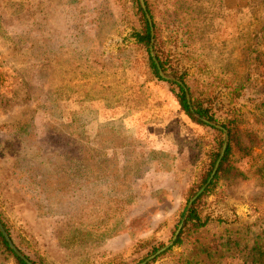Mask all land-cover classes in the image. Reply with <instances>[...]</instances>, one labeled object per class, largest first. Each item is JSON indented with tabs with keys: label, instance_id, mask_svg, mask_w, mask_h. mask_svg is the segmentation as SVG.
I'll use <instances>...</instances> for the list:
<instances>
[{
	"label": "rangeland",
	"instance_id": "obj_1",
	"mask_svg": "<svg viewBox=\"0 0 264 264\" xmlns=\"http://www.w3.org/2000/svg\"><path fill=\"white\" fill-rule=\"evenodd\" d=\"M145 1L166 75L239 120L206 227L219 138L150 70L140 0H0V219L38 264H142L182 224L149 264H264V0Z\"/></svg>",
	"mask_w": 264,
	"mask_h": 264
},
{
	"label": "trees",
	"instance_id": "obj_2",
	"mask_svg": "<svg viewBox=\"0 0 264 264\" xmlns=\"http://www.w3.org/2000/svg\"><path fill=\"white\" fill-rule=\"evenodd\" d=\"M148 6V4H147ZM148 10L152 16L153 22H154V29H155V45L154 47H156V39H157V25L155 22V16L153 11L148 7ZM139 14H140V21H141V29L139 34L136 36L138 38V41L140 44L143 45V47L145 48L147 55H148V65L150 70L153 72V74L155 75V77H157L160 81H164L159 73H158V69L156 67V64L154 62V59L151 55V50H150V46H151V42H152V32H151V28L149 26L148 20L144 14V12L141 10V8H139ZM158 61L160 62L165 74H167L168 70H167V64L162 61V59L157 55L156 56ZM169 84L174 85V86H178L179 88V94H178V99H179V103L183 109V111H185V113L189 116V118L191 120H193L195 123L204 126V127H208L209 126L203 122H201L200 120H198L197 118L194 117V115L191 113L190 108L188 106L187 100H186V95L185 92L183 90L182 87H180L179 85H177L176 83L173 82H169ZM191 92V91H190ZM194 108L196 109V112L201 115L203 118H207L208 120L214 122L215 121V116L214 114H212L210 112L209 109L204 108L203 106H197L196 104L193 103ZM238 118L234 117L232 120H230L228 122V124L223 125V127L225 129L228 130L229 132V144H228V148L227 151L225 153V156L223 158V161L220 165L219 171L216 175V177L214 178L213 182L211 183V185L209 186V188L207 189V192H209L213 187H215L219 180L225 175V174H229L232 171H234V167L231 164V157L233 154V147H232V142L234 139V136L237 133V124L239 120H237ZM212 130H214V132L218 135V142H217V152H215L213 154V161H212V166L210 168V171L207 174V177L204 179V183L207 182V180H209L212 172H213V168L216 165L219 156L221 155L222 149H223V145L225 142V133L222 130H219L217 128L211 127ZM205 195V194H204ZM202 198V196L199 198V200L197 202H195V204L193 205L192 208L188 209V207H186L184 209V212L182 214V218L185 220V228L186 227H190V229L192 228L193 230H199L201 228L206 227L207 222H203L202 218L199 214L197 205L198 202L200 201V199ZM190 225V226H189ZM7 231L8 227L5 225ZM185 228H183V230L181 231V236L182 234H184V230ZM10 234V232H9ZM11 236V234H10ZM180 239V238H179ZM180 242V241H179ZM179 242L175 243L178 244ZM0 247H2L3 249H5V252H7L10 256H12L15 260L16 264H26L24 263L22 260H20L15 254L14 252L10 249L8 243L6 242L5 238L3 237V235L0 232ZM33 261V260H32ZM34 264H38L37 262L33 261Z\"/></svg>",
	"mask_w": 264,
	"mask_h": 264
},
{
	"label": "water",
	"instance_id": "obj_3",
	"mask_svg": "<svg viewBox=\"0 0 264 264\" xmlns=\"http://www.w3.org/2000/svg\"><path fill=\"white\" fill-rule=\"evenodd\" d=\"M140 3H141V6H142V9H143V12H144V14H145V16H146V18L148 20L149 26L151 28V32H152V42H151L150 50H151V55H152V57L154 59V62L156 64V67L158 69V73H159L160 77L163 80L167 81V82H173V83H176L177 85H179L180 87H182L183 90H184V92H185L186 100H187V103H188V106L190 108L191 113L196 118H198L201 122L207 124L208 126H211V127L217 128L219 130H222L225 133V136H226L225 142H224V145H223V149H222V152H221V155H220V158L218 159V161H217V163L215 165V168H214V170H213V172H212L209 180L207 181V183L202 187V189L190 201L189 206H188V209H190V208L193 207V205L195 204V202L207 191V189L209 188V186L213 182L214 178L216 177V175H217V173L219 171L220 165H221V163L223 161V158L225 156V153L227 151V148H228V144H229V132L223 126H220V125H217V124H213L212 122H210L206 118H203L201 115H199L196 112V110L194 109V107H193L190 90L186 87V85L183 82H181L179 80H176L174 78L168 77L165 74V72H164V70H163L160 62L158 61L155 52H154V45H155V39H154V37H155L154 22L152 20L151 14L148 11L146 1L145 0H140ZM182 228H183V224L179 227V229H178V231L176 233V236L174 237V240L172 241V243L169 246H166L165 248L161 249L156 254H154L153 256H151L150 258H148L147 260H145L142 264H149L150 262H152L153 260H155L158 256H160L161 254H163L164 252H166L167 250H169L172 246H174L175 245V242H176V240L178 238V236L180 235V233L182 231ZM0 232L3 235V237L5 238L6 242L8 243L10 249L14 252V254L20 260H22L26 264H34L33 261H31V259H29L18 248V246L15 244V242L13 241L12 237L10 236L9 232L7 231V229H6V227L3 224V222H2L1 219H0Z\"/></svg>",
	"mask_w": 264,
	"mask_h": 264
}]
</instances>
